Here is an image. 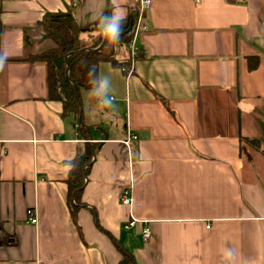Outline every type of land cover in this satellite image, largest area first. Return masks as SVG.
I'll return each instance as SVG.
<instances>
[{
	"label": "crops",
	"instance_id": "1",
	"mask_svg": "<svg viewBox=\"0 0 264 264\" xmlns=\"http://www.w3.org/2000/svg\"><path fill=\"white\" fill-rule=\"evenodd\" d=\"M151 1L143 59L101 64L80 118L28 59L56 46L59 19L87 27L111 4L123 20L140 0L0 1V264H119L116 244L135 264H264V0ZM89 148L75 223L67 180Z\"/></svg>",
	"mask_w": 264,
	"mask_h": 264
},
{
	"label": "trees",
	"instance_id": "2",
	"mask_svg": "<svg viewBox=\"0 0 264 264\" xmlns=\"http://www.w3.org/2000/svg\"><path fill=\"white\" fill-rule=\"evenodd\" d=\"M135 17L136 13L131 12L126 19L115 21L118 34L113 40L107 39L104 35L105 28L113 22L111 4L97 22L87 27L74 26L75 30H73L72 24L55 22L49 37L56 46L28 59L31 63L43 64L46 67L48 99L62 103L65 117H81L80 95L83 91L93 92L96 95L100 93L99 67L101 64H111L127 75L133 61L143 59V54L140 51L137 52L135 58H129L127 62L117 59L121 48L126 49L130 54ZM52 19L54 20L56 17H52ZM247 61L250 72L255 71L260 63L259 57H249ZM248 142L252 147L260 149L259 141ZM93 156L94 153L89 148L85 155L76 158L71 163L67 180L68 203L75 223H77L78 209L83 206L81 197ZM116 245L122 257L119 264H135L134 255L118 244Z\"/></svg>",
	"mask_w": 264,
	"mask_h": 264
},
{
	"label": "built area",
	"instance_id": "3",
	"mask_svg": "<svg viewBox=\"0 0 264 264\" xmlns=\"http://www.w3.org/2000/svg\"><path fill=\"white\" fill-rule=\"evenodd\" d=\"M152 5V1L150 0L149 4L147 7H143L141 5V0H140V8L138 10V12L136 13V17H135V27L133 29V33H135L136 35L139 33V31H141L142 29H144L143 26V20H144V16L146 14V11L150 9ZM131 47L133 49V54H132V58L134 56V54L136 53V51L134 50V46L133 44H131ZM138 141V137L134 134H130L128 135L127 140L125 141V144L127 146H129L131 143L133 142H137ZM121 202L124 206L126 207H131L132 205V199L130 197V190H125L124 193L122 194V198H121ZM28 219L30 224L32 225H37L38 224V218L36 216V213L34 210H29L28 211ZM136 221H131L128 225V227H126V229H129L130 227L135 226ZM143 236L145 240H148L151 236V233L149 230H144L143 232Z\"/></svg>",
	"mask_w": 264,
	"mask_h": 264
},
{
	"label": "clouds",
	"instance_id": "4",
	"mask_svg": "<svg viewBox=\"0 0 264 264\" xmlns=\"http://www.w3.org/2000/svg\"><path fill=\"white\" fill-rule=\"evenodd\" d=\"M150 0H141V5L143 7H147L148 4H149ZM121 16L119 15H113V22L110 23L106 28H105V31H104V35L107 39L109 40H113L117 37V34H118V30H117V25L115 23L116 20L120 19ZM4 60L5 58L3 57H0V70H3V67H4Z\"/></svg>",
	"mask_w": 264,
	"mask_h": 264
},
{
	"label": "water",
	"instance_id": "5",
	"mask_svg": "<svg viewBox=\"0 0 264 264\" xmlns=\"http://www.w3.org/2000/svg\"><path fill=\"white\" fill-rule=\"evenodd\" d=\"M72 19L71 18H62V19H59L58 22L62 23V24H65V23H68V22H71Z\"/></svg>",
	"mask_w": 264,
	"mask_h": 264
},
{
	"label": "rangeland",
	"instance_id": "6",
	"mask_svg": "<svg viewBox=\"0 0 264 264\" xmlns=\"http://www.w3.org/2000/svg\"><path fill=\"white\" fill-rule=\"evenodd\" d=\"M75 25L72 23V28H73V30H75L74 27ZM75 32V31H74ZM136 55H137V51H136V53L134 54V56H133V58H135L136 57Z\"/></svg>",
	"mask_w": 264,
	"mask_h": 264
}]
</instances>
